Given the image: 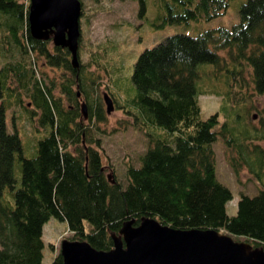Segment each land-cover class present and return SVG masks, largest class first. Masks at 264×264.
I'll return each mask as SVG.
<instances>
[{"label": "trees", "instance_id": "1", "mask_svg": "<svg viewBox=\"0 0 264 264\" xmlns=\"http://www.w3.org/2000/svg\"><path fill=\"white\" fill-rule=\"evenodd\" d=\"M136 3L142 17L146 0ZM229 3L159 0L160 21L153 24L157 28L210 19ZM28 5L29 0H0V264H41L42 227L50 216L66 221L71 240H86L99 249L112 246L111 233H117L124 220L137 223L142 216L177 228H215L264 246V148L248 143L264 140V133H253L256 127L231 111L236 94L250 87L264 97V0L241 2L239 18L229 26L196 34L173 32L142 49L132 64L134 89L129 96L120 97L122 83L111 77L107 93L129 116L122 129L131 124L147 138L137 164H126L124 183L114 173L107 176L100 137L91 130L104 117L101 105L89 101L87 79L95 85L98 77L84 74L80 61L74 68L67 48L30 35ZM7 51L11 58L5 56ZM201 63L208 64V81H222L223 88L217 89L216 83L208 88L209 83L200 81ZM42 65L58 67L66 76L57 85L52 78L48 82L34 75ZM21 89L32 108L23 106L31 119L38 112L37 123L44 130L32 156L23 154L14 114L13 130L6 124L8 95L22 105ZM202 93L220 97V112L201 117ZM79 95L87 101L86 125ZM63 97L70 104H64ZM219 115L238 125L224 119L216 128ZM218 135L235 151L228 156L233 173L245 166L260 184L254 194L240 192L233 215L226 211L232 191L216 175L212 143ZM49 264H62L59 252Z\"/></svg>", "mask_w": 264, "mask_h": 264}, {"label": "rangeland", "instance_id": "2", "mask_svg": "<svg viewBox=\"0 0 264 264\" xmlns=\"http://www.w3.org/2000/svg\"><path fill=\"white\" fill-rule=\"evenodd\" d=\"M80 1L82 7L79 16L78 59L84 65V74H89L91 78L98 77L96 82L98 84L95 85L91 83L90 78L87 79V87L90 91L89 101L94 107L100 104L101 108L104 109L103 120L97 122L99 126L92 125L91 130L94 135L100 137L101 153L106 166V173L111 176L114 173L117 179L124 183L126 164H137L139 154L146 148L147 138L139 127H132L131 124L126 129H122V122L129 119V116L116 106L115 101H113V108L109 112L105 110L106 104L103 99V92H107L106 86L111 83V77L115 76L114 79L119 84L122 83L123 90L121 89L122 92H119L120 97L129 96L134 89L131 80L132 64L142 49L155 44L167 34L173 32L196 34L198 31L216 25L229 26L238 20V7L244 0H230L229 6L223 13L210 19L166 24L157 28L153 23L160 21L157 17L159 0H146V13L142 17L137 14L136 0ZM5 56L11 58V51H7ZM2 60L3 58L0 62ZM206 67H208L207 63H201L198 67L201 74L200 81L209 83L208 88H213L215 85L212 84L215 83L217 89L223 88L222 81L211 78L208 81L209 71L206 73L204 71ZM34 75L43 77L48 82L49 78H52L55 80L56 85L66 76L64 71H61L58 67L51 68L48 65L36 68ZM77 89L79 90L78 87H75V90ZM237 89L236 87L235 90L237 91ZM246 91L236 94L237 99L231 111L237 112L239 118H242V121L248 123L251 128L256 127L253 128V133L262 135L264 133V97L253 91L251 87ZM55 92L58 93L57 87ZM24 93L25 89H21L22 105H18L14 101L13 95H8L11 104L6 109V124L8 130H13L11 115L14 114L16 116L14 126L21 138L23 154L32 156L35 154L36 141L43 135L44 130L37 123L38 112L33 114V119H31L30 113L23 106L25 104L28 109L32 108L29 98ZM62 101L64 104H70L65 97ZM77 101L79 104L86 102L87 105V101L81 95L77 96ZM198 102L200 115L203 118L214 111L220 112L221 100L214 93L200 94ZM86 112V117L81 116L84 125L88 123L87 106ZM224 119H227L228 123L237 124L231 118L228 120L224 115H219V123L216 128H219ZM249 142L259 143L264 148L263 139L254 138ZM212 147L215 151L217 178L229 186L232 191V198L226 202V211L229 215H233L236 213V202L240 192L254 194L260 184L245 166H242L237 175L233 173L228 163V156L234 154L235 151L225 145L221 135H218L214 140ZM14 171L16 178H19L20 160L18 158L14 162ZM42 231L41 264H49L53 256L59 252L60 241L64 238L71 239V233L68 231L66 221L54 216H50L44 222ZM234 238L242 239L243 237L234 236Z\"/></svg>", "mask_w": 264, "mask_h": 264}, {"label": "water", "instance_id": "3", "mask_svg": "<svg viewBox=\"0 0 264 264\" xmlns=\"http://www.w3.org/2000/svg\"><path fill=\"white\" fill-rule=\"evenodd\" d=\"M80 13V0H29L27 13L30 35L51 38L54 45L67 48L74 68L79 66ZM103 99L109 112L112 98L104 92ZM81 110L86 117L84 102ZM120 233H111L109 249H97L86 240L62 239V264H264L263 245L215 228H177L149 216L137 225L124 220Z\"/></svg>", "mask_w": 264, "mask_h": 264}, {"label": "bare ground", "instance_id": "4", "mask_svg": "<svg viewBox=\"0 0 264 264\" xmlns=\"http://www.w3.org/2000/svg\"><path fill=\"white\" fill-rule=\"evenodd\" d=\"M143 217H149V216H142L141 218H140V220L137 222V223H135V221H134V219H128V220H132V224H134V225H137L140 221H141V219L143 218ZM151 217V216H150ZM159 221V220H158ZM123 223H124V221H123ZM123 223H122V225H123ZM122 225H121V227H122ZM120 227V228H121ZM115 235H117V236H122V234L120 233V229L118 230V232L117 233H115ZM113 240V239H112ZM112 246H113V244H112ZM111 246V247H112ZM110 247V248H111ZM96 248V247H95ZM97 249H99V248H97ZM101 249V248H100ZM109 249V248H108Z\"/></svg>", "mask_w": 264, "mask_h": 264}, {"label": "flooded vegetation", "instance_id": "5", "mask_svg": "<svg viewBox=\"0 0 264 264\" xmlns=\"http://www.w3.org/2000/svg\"><path fill=\"white\" fill-rule=\"evenodd\" d=\"M50 40V39H49Z\"/></svg>", "mask_w": 264, "mask_h": 264}]
</instances>
